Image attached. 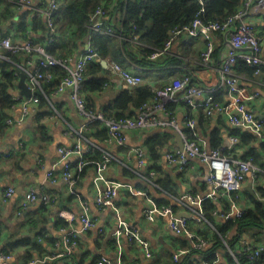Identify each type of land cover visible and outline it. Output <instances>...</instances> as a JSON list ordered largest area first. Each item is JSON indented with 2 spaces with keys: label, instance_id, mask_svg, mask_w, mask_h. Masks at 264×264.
<instances>
[{
  "label": "clouds",
  "instance_id": "1",
  "mask_svg": "<svg viewBox=\"0 0 264 264\" xmlns=\"http://www.w3.org/2000/svg\"><path fill=\"white\" fill-rule=\"evenodd\" d=\"M0 65V264H264V0H0Z\"/></svg>",
  "mask_w": 264,
  "mask_h": 264
},
{
  "label": "trees",
  "instance_id": "2",
  "mask_svg": "<svg viewBox=\"0 0 264 264\" xmlns=\"http://www.w3.org/2000/svg\"><path fill=\"white\" fill-rule=\"evenodd\" d=\"M11 3H15L16 0H10ZM157 0H121V7L125 11V22L127 19H130L132 17H135L137 14L141 12L143 9L145 12V15L148 14V10L153 7L154 4H156ZM166 3V0H159V4L162 6ZM56 11L62 12L64 15H71L72 14V8L69 6L68 8L64 9H57ZM25 14H21V21H20V27H23V16ZM33 20H35V17H33ZM99 36V34H97ZM51 46V44H50ZM0 67H3V65H0ZM4 75L6 77L11 78L12 72L5 70ZM250 194V193H249ZM261 257L264 258V252L261 253ZM256 264H260V261L258 260Z\"/></svg>",
  "mask_w": 264,
  "mask_h": 264
},
{
  "label": "crops",
  "instance_id": "3",
  "mask_svg": "<svg viewBox=\"0 0 264 264\" xmlns=\"http://www.w3.org/2000/svg\"><path fill=\"white\" fill-rule=\"evenodd\" d=\"M33 72L35 71V68L32 70ZM17 74L18 75H23L24 76V78H23V84H24V86H22V84H21V81H22V78H21V81H20V87L23 89V91H24V89H25V92L28 90V91H30L28 88H27V85L24 83V80L27 78V76H26V74L25 73H22V72H19V70H17ZM27 89V90H26ZM30 95V94H29ZM257 116L259 117V118H261V119H263L264 120V115H260V113H257ZM245 191H247V192H249V193H251V187L249 188V189H245Z\"/></svg>",
  "mask_w": 264,
  "mask_h": 264
},
{
  "label": "built area",
  "instance_id": "4",
  "mask_svg": "<svg viewBox=\"0 0 264 264\" xmlns=\"http://www.w3.org/2000/svg\"><path fill=\"white\" fill-rule=\"evenodd\" d=\"M97 34H99V33H97ZM39 70H41V67H40V61H37V67L35 68V71L34 72H36V71H39ZM259 118V117H258ZM260 119V121H262V122H264V120L263 119H261V118H259ZM251 187V186H250ZM262 253V252H261Z\"/></svg>",
  "mask_w": 264,
  "mask_h": 264
},
{
  "label": "water",
  "instance_id": "5",
  "mask_svg": "<svg viewBox=\"0 0 264 264\" xmlns=\"http://www.w3.org/2000/svg\"><path fill=\"white\" fill-rule=\"evenodd\" d=\"M21 78H22L21 84H22V86H24V84H23V78H24V76L21 75ZM24 87H25V86H24ZM26 90H27V89H26ZM24 92H25V89H24ZM25 93H26V94H31L30 91H28V90H27ZM249 188H250V186H249L247 189H249Z\"/></svg>",
  "mask_w": 264,
  "mask_h": 264
}]
</instances>
